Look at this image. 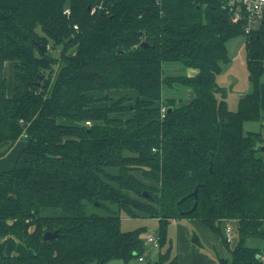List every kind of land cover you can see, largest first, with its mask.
<instances>
[{
    "label": "trees",
    "instance_id": "trees-1",
    "mask_svg": "<svg viewBox=\"0 0 264 264\" xmlns=\"http://www.w3.org/2000/svg\"><path fill=\"white\" fill-rule=\"evenodd\" d=\"M240 36L252 89L232 111L217 77L230 62L227 43ZM58 49L59 57L49 53ZM7 61L16 62V99L7 96ZM166 63L198 73L169 75ZM263 80L264 24L246 35L219 0H19L4 8L0 155L21 138L26 145L0 172V264H137L142 256L179 264L167 229L182 219L221 237L228 255L218 264H264L262 249L248 244L264 243ZM113 90L135 91L136 100L106 96L95 106V93ZM254 122L262 129L247 131ZM49 210L61 213L43 215ZM123 214L159 219L152 263L148 229L123 231ZM48 231L57 237L45 240Z\"/></svg>",
    "mask_w": 264,
    "mask_h": 264
},
{
    "label": "rangeland",
    "instance_id": "rangeland-1",
    "mask_svg": "<svg viewBox=\"0 0 264 264\" xmlns=\"http://www.w3.org/2000/svg\"><path fill=\"white\" fill-rule=\"evenodd\" d=\"M227 48L229 52L230 62L227 65L223 66L222 72L217 77V82L220 86L225 87L227 90V104L232 107L230 110H237L238 108V100H239V93L243 91V89L247 88L251 85L248 79V70L246 66V59H247V48H246V39L244 36H240L238 38L232 39L227 43ZM49 53L53 55L54 57H59V49L58 50H49ZM164 70L166 74L169 75H182L187 74L188 69H185L181 64L177 63H166L164 64ZM250 92V91H249ZM248 92V93H249ZM95 96L100 99L98 103L95 104L96 107H102L107 104V101L104 99L106 96H109L112 98V100L117 101L120 100L123 97H130L131 102L128 103H134L137 97V94L135 91H111L110 93H95ZM117 116L121 118H128L131 116V114H118ZM247 131H259L261 128L260 123H247L245 126ZM264 131V128H263ZM25 140V139H24ZM11 168H8L9 170ZM6 170V171H7ZM93 212H96L100 215L104 214V211L99 209L92 208ZM61 211L59 210H49L44 211L43 215L50 216V215H58ZM181 226H184L186 229L189 230L190 234L192 236L196 234L201 239V234L197 231L196 227L189 222V220H178L175 222H170L168 224V239L169 241L172 239L173 245H176L178 243V234H179V228ZM140 227H146L148 229V234H157L158 235V229L160 227V221L157 218L152 217H145V216H139V217H128L126 215H122V221H121V229L123 231H132L135 229H138ZM147 234L144 235V238ZM259 240H250L248 242L249 245H256ZM150 249L147 253V258L151 259L150 263L154 261L156 258L158 250H154L149 245ZM176 251L175 246L172 248V254ZM264 252V249H263ZM153 254V258H152ZM89 264H96V263H89ZM107 264H124L122 260H112ZM137 264H148L147 262L138 263Z\"/></svg>",
    "mask_w": 264,
    "mask_h": 264
},
{
    "label": "crops",
    "instance_id": "crops-1",
    "mask_svg": "<svg viewBox=\"0 0 264 264\" xmlns=\"http://www.w3.org/2000/svg\"><path fill=\"white\" fill-rule=\"evenodd\" d=\"M19 5V0H0V17L3 15L4 8H15ZM16 62L7 61L5 62L3 75L7 80V96L10 99H16V91L19 86L17 82V71L15 69ZM198 73L196 69H188L189 76H195ZM252 86H248L247 88L243 89L239 93V100L251 91ZM193 97V92L188 90L187 92V100H190ZM238 100V102H239ZM229 109L230 107L228 105ZM261 110L262 114L264 115V80L261 84ZM233 111V110H232ZM262 133L264 136V131L262 129ZM26 145V140L24 138L19 139L12 147L6 151L5 154L0 155V172L6 171L8 168H12L14 163L22 151V149ZM7 148V145L0 146V152H4ZM185 220V219H183ZM191 222L197 229V231L201 234L200 241L203 244L204 248H201L197 244H195L192 240L193 236L190 234L189 230L186 229L184 226L179 228L178 234V243L173 245L172 239L170 240L172 248L175 246L176 251L173 255L177 256L179 264H218L217 257H226L228 252L226 247L223 244L221 237L217 234L212 232L210 229L202 225L196 220L187 219ZM178 220H172L171 222H175ZM256 247L264 249V243L262 241H258ZM153 258V254H152Z\"/></svg>",
    "mask_w": 264,
    "mask_h": 264
},
{
    "label": "built area",
    "instance_id": "built-area-1",
    "mask_svg": "<svg viewBox=\"0 0 264 264\" xmlns=\"http://www.w3.org/2000/svg\"><path fill=\"white\" fill-rule=\"evenodd\" d=\"M222 6L229 11L230 19L233 23H241L244 26V32L246 35L251 32L258 30L264 24V0H219ZM101 5L94 6L92 13H95ZM65 14L69 17L71 15V10L66 9ZM77 30V25H74ZM166 107L162 108V113L164 114ZM91 122H86V125L90 126ZM225 236L228 242L233 240V227L231 224L227 223L224 228ZM147 243L152 249L158 250L160 248V239L157 234H147L145 237ZM264 262V253L261 256ZM144 257L139 258V262H144Z\"/></svg>",
    "mask_w": 264,
    "mask_h": 264
},
{
    "label": "water",
    "instance_id": "water-1",
    "mask_svg": "<svg viewBox=\"0 0 264 264\" xmlns=\"http://www.w3.org/2000/svg\"><path fill=\"white\" fill-rule=\"evenodd\" d=\"M147 45H148V44H147L146 42H143V43L141 44V46H143V47H146ZM38 46H39V49L42 50V51H46V50H47V47H46V46H41V45H38ZM42 79H43V77L40 78V80H42ZM261 149L264 150V146H262ZM194 194L197 195V190L195 191ZM144 196L147 197V196H148V193H147V192H144ZM196 205H197V204H195L193 210L196 208ZM57 235H58V232H57V231H55V232L48 231V232H46V233L44 234V239H45V240H51V239L57 237Z\"/></svg>",
    "mask_w": 264,
    "mask_h": 264
}]
</instances>
